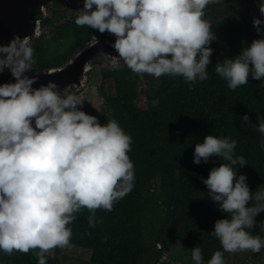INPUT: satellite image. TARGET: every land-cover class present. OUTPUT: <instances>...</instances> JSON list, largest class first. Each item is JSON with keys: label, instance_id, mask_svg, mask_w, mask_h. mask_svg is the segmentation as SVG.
Returning <instances> with one entry per match:
<instances>
[{"label": "clouds", "instance_id": "obj_1", "mask_svg": "<svg viewBox=\"0 0 264 264\" xmlns=\"http://www.w3.org/2000/svg\"><path fill=\"white\" fill-rule=\"evenodd\" d=\"M216 0H84L78 27L108 32L119 60L135 74L153 78L183 77L193 90L209 78L217 39L205 10ZM257 7L264 17V0ZM261 37L243 47L239 55L214 66L231 90L264 84V19L254 17ZM35 49L29 38L14 37L0 46V72L10 71L15 82L0 84V253H32L37 264L56 259V250L72 247L70 225L85 209L88 224L98 222L97 210L110 212L129 194L135 167L129 153L133 139L114 119L101 124L81 110L84 101L62 91L55 82L33 88L37 77ZM113 69L119 67L114 60ZM256 131L264 141V116L258 114ZM250 122L242 117L241 126ZM261 147L264 148V142ZM232 137L207 135L195 144L193 163L218 157L207 178V196L226 218L210 232L220 242L207 264H225V253H261L264 238L252 235L256 218L264 213V188L250 190L247 176L238 170L248 165L236 155ZM250 205V206H249ZM89 234L90 233H86ZM107 242V238L104 239ZM193 264H204L202 248L191 249Z\"/></svg>", "mask_w": 264, "mask_h": 264}, {"label": "trees", "instance_id": "obj_2", "mask_svg": "<svg viewBox=\"0 0 264 264\" xmlns=\"http://www.w3.org/2000/svg\"><path fill=\"white\" fill-rule=\"evenodd\" d=\"M56 2L63 7L70 1ZM241 2L251 5L253 0H221L206 8L205 19L217 39L211 44L214 53L208 66L209 78L196 83L193 90H189L183 77L156 79L132 73L124 62L116 69L110 64L93 63L100 68L98 92L107 109L99 113L92 105L83 103L81 110L97 116L102 125L114 119L131 135L129 156L135 167V181L132 191L112 211L97 210L98 221L102 222L94 228L89 227L86 209L70 225L72 246L91 251L89 264H168L162 261L163 256L177 242L187 245L190 253L200 246L205 262L215 251L222 250L219 240L210 232L215 222L226 216L207 196L208 189L200 179L207 178L210 170L222 161L215 157L207 164L193 163L195 144L207 135L236 140V155L244 156L248 162L238 174L247 176L251 191L264 188V141L255 128L258 114L264 116V84L250 77L249 84L231 90L214 71L216 63L239 55L243 47L261 38L253 26L250 9L245 8L247 16H240L237 6ZM54 13V19L41 18L43 33L52 27L51 37L45 39L41 35L30 42L37 63L29 73L64 65L93 39L115 42L108 32L101 34L87 26L78 27L77 17L56 24L64 11L61 8ZM93 71L94 68L89 74L90 83ZM11 77L8 70L0 72V84ZM110 90L115 93L109 94ZM143 96L144 106L140 104ZM245 114L250 122L241 126ZM256 220L250 231L264 238V213ZM228 256L229 253L224 254L225 261ZM0 264H37V257L31 252L11 256L0 253ZM48 264H63V250L57 249L56 259H50Z\"/></svg>", "mask_w": 264, "mask_h": 264}, {"label": "water", "instance_id": "obj_3", "mask_svg": "<svg viewBox=\"0 0 264 264\" xmlns=\"http://www.w3.org/2000/svg\"><path fill=\"white\" fill-rule=\"evenodd\" d=\"M50 1L0 0V46L8 45L16 36L21 39L28 37L30 42L39 38L42 34L40 15L46 12V6ZM112 44L113 42L108 39H93L64 65L26 75L30 78L37 77L33 88L47 85L51 81L57 83L61 91L68 87L70 93L82 92L90 85L89 74L94 68V59L103 56L111 62L114 60L123 62L115 57L118 53ZM6 82H15V78L11 77Z\"/></svg>", "mask_w": 264, "mask_h": 264}, {"label": "rangeland", "instance_id": "obj_4", "mask_svg": "<svg viewBox=\"0 0 264 264\" xmlns=\"http://www.w3.org/2000/svg\"><path fill=\"white\" fill-rule=\"evenodd\" d=\"M84 2V0H82ZM221 0H216V2H219ZM258 0H253V2L250 5H247L246 2H241L237 9L241 11L240 16H247V12L245 11V8L250 9V16L252 18L257 17L264 19V17L260 16L259 9L257 7ZM83 9V3L80 4V6H77L76 11L69 14L68 16H63L60 18L57 24L59 23H65L66 21H72L74 18L78 17L81 12L80 10ZM51 29L52 27H49V29L42 34L45 39H49L51 37ZM38 39V38H37ZM51 50L53 51V45H51ZM78 52V51H77ZM76 52V53H77ZM102 59V60H101ZM93 63H97L96 65L102 63V64H112L111 61L106 59L105 57H97L93 60ZM121 65L122 62H116ZM142 75V74H140ZM102 77L99 67H94L93 71V78L88 85V88L86 90L82 91V94L79 95L80 99L84 101V103L92 105L97 112H105L106 106L104 104V98L99 94L98 87L101 83ZM146 87V83L143 80V88ZM115 92L114 90H110L109 94L113 95ZM145 97L143 96L140 100V104L142 106L145 105ZM109 114V113H108ZM91 256V251L79 248L78 246H72L70 249L63 250V264H89ZM162 261L168 264H193V261L191 260V253L190 248L185 245L184 243L177 242L175 243L168 252L165 253L163 256ZM204 264H207V262L204 261ZM225 264H264V249H262L261 253H251V252H242V253H229L228 258L225 261Z\"/></svg>", "mask_w": 264, "mask_h": 264}, {"label": "flooded vegetation", "instance_id": "obj_5", "mask_svg": "<svg viewBox=\"0 0 264 264\" xmlns=\"http://www.w3.org/2000/svg\"><path fill=\"white\" fill-rule=\"evenodd\" d=\"M59 1V0H58ZM63 3L65 4L66 1H70L69 5L65 4L63 7H58L56 5V0H51L48 5L46 6V12L40 15V19L41 18H47L50 17L51 19H54L55 16V11L57 10H61V8L64 11V16H68L69 14L73 13L76 11L77 6H80L81 3H83L82 0H62ZM58 19L60 18V16L57 17ZM56 24L58 22H55ZM43 29V26H42Z\"/></svg>", "mask_w": 264, "mask_h": 264}]
</instances>
